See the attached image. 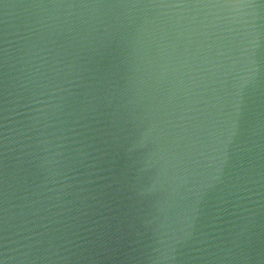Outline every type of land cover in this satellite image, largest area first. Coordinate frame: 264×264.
I'll return each instance as SVG.
<instances>
[{
  "label": "water",
  "instance_id": "obj_1",
  "mask_svg": "<svg viewBox=\"0 0 264 264\" xmlns=\"http://www.w3.org/2000/svg\"><path fill=\"white\" fill-rule=\"evenodd\" d=\"M0 264H264V0H0Z\"/></svg>",
  "mask_w": 264,
  "mask_h": 264
}]
</instances>
